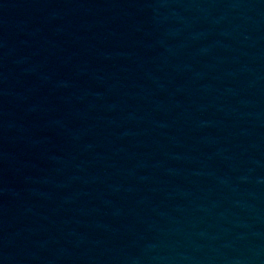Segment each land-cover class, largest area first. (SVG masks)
Segmentation results:
<instances>
[{
    "label": "water",
    "instance_id": "water-1",
    "mask_svg": "<svg viewBox=\"0 0 264 264\" xmlns=\"http://www.w3.org/2000/svg\"><path fill=\"white\" fill-rule=\"evenodd\" d=\"M264 221V0H0V264H187Z\"/></svg>",
    "mask_w": 264,
    "mask_h": 264
}]
</instances>
